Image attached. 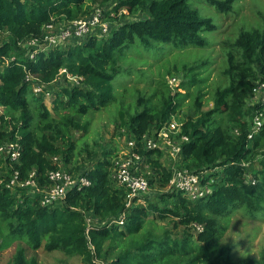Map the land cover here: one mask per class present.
I'll return each mask as SVG.
<instances>
[{"label":"trees","instance_id":"obj_1","mask_svg":"<svg viewBox=\"0 0 264 264\" xmlns=\"http://www.w3.org/2000/svg\"><path fill=\"white\" fill-rule=\"evenodd\" d=\"M95 1L0 0V33L10 37L9 42L0 44V56L18 52L14 61L0 70V108L4 109L0 114V144L19 142L20 157L13 167L22 180L35 172L40 187L48 184L46 173L59 168L58 163L52 162L53 157H61L64 168L71 163L75 150L71 133L86 132L88 126L82 118L115 101L112 81L123 71L130 72L118 64L120 53L131 45L143 50L153 45L175 50L204 48L207 44L202 32L216 30L210 18L191 7V0H105L113 3L105 16L118 17L122 10L128 15L142 12L146 16L112 27L107 38L90 37L79 44L39 52L33 61L24 58L19 42L27 38L43 39L48 24L58 25L89 15ZM235 2L205 0L208 6L225 14L233 10ZM230 48L221 72L226 85L213 89L210 109L202 110L205 94L201 84L206 78L200 75L207 66L203 61L169 70V75H181L179 88L183 93L172 91L161 80L160 88L157 87L159 94L154 89L153 95L145 98L136 89L133 111L120 108L118 112L128 139L140 140L146 132L167 124L190 100L187 113L179 120L180 135H185L188 141L181 145L178 166L214 177L216 182L209 195L191 202L174 192L162 193V207L144 197L143 204L127 208L124 189L111 179V160L116 149L107 144L100 159L88 168L62 169L80 173L91 184L70 190L57 206L40 207V195L12 192L1 182L0 222L7 232L0 248L23 241L32 252L40 248L45 252L62 251L80 257L83 264H94L93 257L107 264H264V255L259 259L234 260L230 247L222 246L220 241L225 230L221 220H229L237 211L256 219L264 211V121L260 132L248 138L250 119L257 113L264 114V105L246 104L253 84L264 82V27L240 30ZM60 70L65 73L60 74ZM66 74L82 81L72 87L58 85L66 81ZM26 75L44 85L60 87L52 93L51 111L46 107L44 95H35L24 81ZM189 89H193L194 95ZM137 147L156 174V178L147 177L149 187L166 186L170 170L153 159L160 153L145 151L139 144ZM87 156L94 158L91 154ZM2 163L7 171L0 172V181L9 178L10 161L0 156V169ZM149 213L157 220H175L173 227L180 225L187 233L179 238L168 229L154 234L145 227ZM86 214L102 221V225L87 228ZM122 214H125L123 225L108 224ZM193 225L201 226L202 231L191 234L189 229ZM89 244L94 248L93 255ZM10 264H39V261L36 256L27 257L24 247H17Z\"/></svg>","mask_w":264,"mask_h":264},{"label":"rangeland","instance_id":"obj_2","mask_svg":"<svg viewBox=\"0 0 264 264\" xmlns=\"http://www.w3.org/2000/svg\"><path fill=\"white\" fill-rule=\"evenodd\" d=\"M190 4L201 16L210 18L213 25L216 26L215 31H204L201 34L207 44L206 47L175 50L166 45H153L149 50H143L136 45H131L120 53V56L118 52V64L125 70L129 69L130 72L123 71L112 81L114 102L98 112H89L82 118V122H88L86 132L72 131L71 139L75 148L74 157L66 168H64L62 158L59 157L60 160L57 163L60 169L70 171L77 168V171H80L88 168L100 159L102 149L107 144L115 148L116 153L120 152L119 154H121V150L126 147L128 135L126 128L119 120L118 112L120 108H123L126 112L133 111L136 95L134 90L136 89L141 91L145 98L153 95L154 89H157V92L154 93L159 94L160 89L157 87L160 88L158 82L161 80H164L167 86L173 88L172 91L177 89L183 93L184 91L179 88L183 80L181 75H174V73L169 75V70L174 66L180 67L203 61L207 62L206 71L200 75V77L206 78V81L201 84L202 92L205 94L203 98L205 106L202 110L206 111L212 107L211 94L213 89L216 86L226 85V80L221 76V72L226 66L225 56L228 50L231 49L230 46L234 38L240 30L261 29L264 27V0H236L233 4V10L227 14L217 12L214 7L208 6L205 0H191ZM91 7H98L105 10L106 13L113 8V3L96 0ZM145 16L146 14L142 12H135L130 15L123 13L118 17L114 16V19L111 16H105L103 21L109 26L115 27ZM9 41L8 34L0 33V44ZM16 55H18V52L15 50L13 56L16 57ZM64 84L74 85L70 81L58 82V85ZM55 85H53V89L60 88ZM189 93L194 95L193 89H189ZM49 98L45 101V104L47 109L51 111L53 107L51 99L54 97L51 95ZM156 99L155 96L154 102H156ZM189 104L190 100L185 101L183 108L176 115V120L183 118L188 111ZM3 112L4 109L0 108V114ZM158 153L160 154H156L153 159L158 160L162 166L169 168L171 164H174L167 151H164V154L159 151ZM87 154L93 155L94 158L91 159ZM1 168L0 172L7 171L3 163ZM255 168L257 170L258 167ZM141 173L146 179L147 177L156 178V174L153 173L148 163L144 162ZM167 185L162 187L156 184L154 187H149L147 195L149 201L162 207L164 203L160 201V194L172 193ZM171 201L170 199L167 203L169 204ZM85 217L91 226L103 223L89 214H86ZM174 222L175 220L170 218L157 220L153 217V214L149 213L145 227L152 230L156 235H159L164 229L171 230L177 238L187 233L186 228L180 225L174 228ZM221 224L225 229L220 240L221 245L230 247L234 260L243 258L259 259L264 255V211L260 212L256 219H249L242 211H237L229 220H221ZM6 232L5 224L0 222V245L4 241ZM189 232L194 234L196 230L189 229ZM17 247H24L27 257L36 256L39 264H83L80 257L68 256L62 251L45 252L43 248H40L37 252H32L23 241L13 242L3 249L0 248V264H10Z\"/></svg>","mask_w":264,"mask_h":264},{"label":"built area","instance_id":"obj_3","mask_svg":"<svg viewBox=\"0 0 264 264\" xmlns=\"http://www.w3.org/2000/svg\"><path fill=\"white\" fill-rule=\"evenodd\" d=\"M126 13L122 10L119 14ZM110 16H114L110 14ZM105 10L98 7L93 8V11L86 16L77 18L72 21H62L60 24H48L45 26V35L43 39L27 38L19 42L17 45L24 52V58L30 61L35 60L37 53L47 52L51 49L65 48L74 43L79 44L86 38L95 37L96 39L107 38L112 30L103 21ZM105 23V24H104ZM14 56H0V70L8 66L14 61ZM65 70H60V74H64ZM66 81L73 82L74 85H79L82 81L79 77L65 75ZM24 81L28 83L35 95L43 94L45 101L57 89H53V85H44L30 75H26ZM66 87L70 85L64 84ZM73 86V85H72ZM70 86V87H72ZM246 104L253 106L256 104L264 105V82H256L253 84L249 98ZM264 121V114L257 113L250 119V130L248 138L260 132ZM181 123L176 120V116L165 124L159 130H150L146 132L140 140L128 139L126 147L121 150V154L116 155L111 160V179L115 184L125 191V206H136L143 204V198L147 197L149 185L146 178L142 175L141 170L144 165V159L138 153L137 144L141 145L145 151H159L164 154L167 151L169 158L174 164L168 168L171 173L168 182V188L171 192L179 194L191 202H195L209 195L214 183V177H209L207 172L193 173L185 168H180L179 159L181 145L188 141L185 135H180ZM20 144L18 141H8L0 144V156L3 160H9V178L1 182H5L6 187L12 192L25 191L28 196L40 195V207H54L64 202L67 193L72 189H81L82 187L90 186L91 182L80 173L71 174L60 168L50 170L46 173L47 185L40 187L35 180V172H31L24 180L20 179L19 171L13 165L18 163L20 157ZM58 157H53L52 162L57 163ZM125 214L120 215L116 220L109 221V225L114 223L119 226L123 225ZM87 222V220H86ZM102 225V224H101ZM87 222V228H89ZM196 232H201L202 227L193 225ZM87 230V229H86ZM86 233H88L86 231ZM87 235V234H86ZM91 254H94V248L91 244L88 245ZM94 264H107L102 260L93 257Z\"/></svg>","mask_w":264,"mask_h":264}]
</instances>
